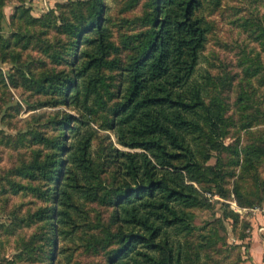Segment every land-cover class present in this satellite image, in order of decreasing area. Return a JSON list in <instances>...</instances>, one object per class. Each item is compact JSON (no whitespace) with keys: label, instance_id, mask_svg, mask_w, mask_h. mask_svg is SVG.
Wrapping results in <instances>:
<instances>
[{"label":"trees","instance_id":"16d2710c","mask_svg":"<svg viewBox=\"0 0 264 264\" xmlns=\"http://www.w3.org/2000/svg\"><path fill=\"white\" fill-rule=\"evenodd\" d=\"M74 3L87 11L76 22L66 18L60 25L73 37L72 69L35 81L41 83L38 92L58 93L79 115L65 112L53 120L59 132L53 138L31 130L37 142L53 150L44 158L38 151L16 169L17 175L45 180L46 190L39 195L51 204L31 218L49 223L47 241L55 251L61 237L92 228L84 201L111 207V225L95 226L105 235L87 239L89 249L103 247L106 264H184L178 238L197 228L189 209L210 206L204 191L228 194L222 158L229 150L224 142L230 126L227 108L218 96L208 100L207 89L194 80L210 30L198 15L204 0H149L145 29L128 35L122 52L111 40L106 0ZM114 50L119 56H112ZM111 71L117 76L107 74ZM114 78L116 83L110 82ZM92 122L112 131L123 147L111 144V160L93 154L99 131ZM235 152L238 163L256 168L264 163V140L247 146L243 160L241 151ZM213 158L216 162L209 163ZM111 163L116 169L110 180ZM259 182L264 192V180ZM14 187L23 189L17 183ZM240 190L235 188L238 198ZM263 202L262 196L258 203ZM34 250L24 248L28 255ZM193 264H202L198 252H193Z\"/></svg>","mask_w":264,"mask_h":264},{"label":"rangeland","instance_id":"374dc122","mask_svg":"<svg viewBox=\"0 0 264 264\" xmlns=\"http://www.w3.org/2000/svg\"><path fill=\"white\" fill-rule=\"evenodd\" d=\"M76 1L0 0V264L107 262L103 247L89 249L87 239L105 235L95 226L99 222L110 226L113 208L84 201L82 206L89 212L92 228H81L61 237L53 251L47 241L49 223L31 218L51 204L39 195L46 190L45 180H32L17 175L16 171L35 159L38 151L41 158L53 152L37 142L31 130L53 138L59 134L53 120L65 112L79 115L77 109L61 102L58 93L38 92L41 83L35 81L48 73L71 71L73 37L64 33L60 25L66 18L76 22L87 11V6L82 8ZM148 2L106 0L111 40L120 52L128 35L145 29L142 18L148 11ZM198 15L205 19L210 30L194 80L207 89L204 92L208 93V100L218 96L227 108L230 126L224 142L229 150L222 153V158L228 173L225 185L228 194L226 197L213 194L211 199L207 196L211 193L204 191L210 206L189 209L196 214L197 228L191 234L180 235L178 240L184 264H193V252L200 254L202 264H255L250 252L254 230L264 239V230L260 231L264 224L254 222L257 215L264 216V202L258 203L264 198L259 189V180H264V163L247 168L243 157L247 146L262 144L264 140V0H204ZM31 18L38 21L31 22ZM113 52L112 56H119ZM123 56L126 58L127 51ZM117 73L107 74L115 77ZM116 81L117 78L110 80ZM96 120L99 123L102 119ZM92 125L99 131L93 141V154L101 160H111V144L123 147L112 131L94 122ZM235 150L241 151L240 163ZM215 162L216 158L209 161ZM108 169L106 176L111 180L116 164H109ZM16 183L23 189L16 191ZM195 186L202 189L198 184ZM36 187L41 191H35ZM236 187L241 189L240 198L235 194ZM249 201L257 203L247 205ZM25 246L36 248L33 255L25 253Z\"/></svg>","mask_w":264,"mask_h":264},{"label":"crops","instance_id":"0c3cea01","mask_svg":"<svg viewBox=\"0 0 264 264\" xmlns=\"http://www.w3.org/2000/svg\"><path fill=\"white\" fill-rule=\"evenodd\" d=\"M254 222L261 225L264 224V216L257 215ZM262 228H264V226L260 228V231ZM250 252L252 261L255 264H264V239L261 234L257 232V230H254L253 242Z\"/></svg>","mask_w":264,"mask_h":264},{"label":"built area","instance_id":"2783aa9c","mask_svg":"<svg viewBox=\"0 0 264 264\" xmlns=\"http://www.w3.org/2000/svg\"><path fill=\"white\" fill-rule=\"evenodd\" d=\"M207 196L211 199L213 198L212 194H208ZM261 230H264V228H262Z\"/></svg>","mask_w":264,"mask_h":264}]
</instances>
